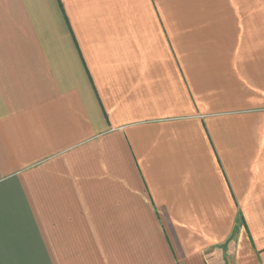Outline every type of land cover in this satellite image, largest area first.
<instances>
[{
  "label": "crops",
  "instance_id": "0c3cea01",
  "mask_svg": "<svg viewBox=\"0 0 264 264\" xmlns=\"http://www.w3.org/2000/svg\"><path fill=\"white\" fill-rule=\"evenodd\" d=\"M0 264H264V0H0Z\"/></svg>",
  "mask_w": 264,
  "mask_h": 264
}]
</instances>
